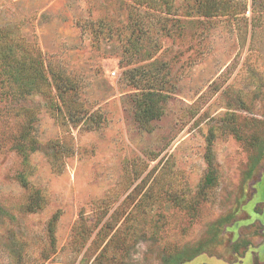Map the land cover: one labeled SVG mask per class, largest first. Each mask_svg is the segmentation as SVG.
Here are the masks:
<instances>
[{
	"label": "rangeland",
	"instance_id": "1",
	"mask_svg": "<svg viewBox=\"0 0 264 264\" xmlns=\"http://www.w3.org/2000/svg\"><path fill=\"white\" fill-rule=\"evenodd\" d=\"M142 1L0 0V39L39 47L104 117L88 128L94 115L54 111L41 77L25 97L0 83V264H264V0L212 16L196 0ZM154 77L168 96L145 129L137 101ZM56 113L75 151L60 172ZM211 132L217 181L205 189ZM33 139L24 160L16 145ZM34 190L47 201L29 211Z\"/></svg>",
	"mask_w": 264,
	"mask_h": 264
},
{
	"label": "trees",
	"instance_id": "2",
	"mask_svg": "<svg viewBox=\"0 0 264 264\" xmlns=\"http://www.w3.org/2000/svg\"><path fill=\"white\" fill-rule=\"evenodd\" d=\"M142 2L154 7L157 4L161 5L165 3V5L169 7L168 10H171L170 2H172V0H143ZM196 2L197 12L204 16H212L219 13L235 14L246 9V1H242L238 4L232 0H196ZM145 28V25H140L138 23L133 24L130 27L131 36L134 37L132 45L136 47L138 51L144 47L143 36L147 31ZM155 46L157 47L156 44ZM32 50L33 51L29 50L27 47H21L16 40L13 41V39H7L6 37L0 39V83L6 85L14 84L18 87H23L21 92L17 93L15 90L11 92V94L15 97L19 95L25 97L34 91L35 79L41 77L49 87L47 100L51 109L54 111L56 110L57 112H62L63 106H67L68 110L72 107L71 115L78 117H89L94 115L93 121L87 123L88 128H96L103 125L104 117L100 112H92L91 109L84 104V100L81 99V86L78 82L73 77L56 69L50 63L46 66L39 47L34 45ZM35 50L37 55L33 54L35 53ZM150 57H152V54L149 58ZM144 66L145 65L134 67L131 71L141 69ZM153 80H155L154 85L148 84L147 89H143L139 101H137V118L139 123L145 129H151L152 126L150 122L153 119L160 117L162 114V102L168 96L165 92L166 90L163 89L164 87H160V84L163 83L162 80H158L157 77H154ZM140 81L141 79L135 81L137 86H141L139 83ZM143 85L145 87V84ZM60 114L61 113H56V117L60 118L61 123L68 128L69 122ZM73 125L75 126L76 123H73ZM214 139L215 135L211 132L207 139V149L205 154L208 165V171L203 180V187L205 189L215 185L217 181L218 169L215 153L213 151ZM48 146L51 148V151L49 150L51 161L54 167L60 172L64 164V159L74 155L75 152L73 136L70 129L68 128L67 133L63 134L57 140L50 142ZM16 148L23 156L24 160H27L32 152L39 149V146L37 145V141L33 139L30 144L18 143ZM19 177L21 184L25 187H29V181L25 174L21 173ZM29 198V202L26 205L29 211H36L42 208L47 201L45 196L39 190L32 191ZM58 218L59 212L54 214L48 224L52 244L55 243V230ZM81 226H84L85 228L87 225L84 222L79 223L76 228H82Z\"/></svg>",
	"mask_w": 264,
	"mask_h": 264
},
{
	"label": "built area",
	"instance_id": "3",
	"mask_svg": "<svg viewBox=\"0 0 264 264\" xmlns=\"http://www.w3.org/2000/svg\"><path fill=\"white\" fill-rule=\"evenodd\" d=\"M113 75H115V73H113Z\"/></svg>",
	"mask_w": 264,
	"mask_h": 264
}]
</instances>
